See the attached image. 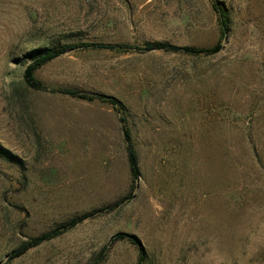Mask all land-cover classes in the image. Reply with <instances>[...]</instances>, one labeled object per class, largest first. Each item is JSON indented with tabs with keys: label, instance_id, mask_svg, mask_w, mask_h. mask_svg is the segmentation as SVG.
<instances>
[{
	"label": "rangeland",
	"instance_id": "1",
	"mask_svg": "<svg viewBox=\"0 0 264 264\" xmlns=\"http://www.w3.org/2000/svg\"><path fill=\"white\" fill-rule=\"evenodd\" d=\"M215 55L75 50L71 43L210 49L211 0H0V261L67 220L103 209L4 264H264V0H216ZM138 156L129 170L118 114ZM135 238L140 246L131 243Z\"/></svg>",
	"mask_w": 264,
	"mask_h": 264
},
{
	"label": "trees",
	"instance_id": "2",
	"mask_svg": "<svg viewBox=\"0 0 264 264\" xmlns=\"http://www.w3.org/2000/svg\"><path fill=\"white\" fill-rule=\"evenodd\" d=\"M211 1H212V7L215 10L218 17V23L221 28V36L224 37L228 26L225 10L220 4H218L216 0H211ZM222 48L223 47L221 42L217 43L215 46H213L210 49H198L188 46H177V45H172L168 42H146L141 46H130L124 44H107V43H71V44H63V45L59 44L55 47L44 48L33 51L29 61L24 66L23 80L24 83L33 90H38V91L47 90V87H45L38 80H36L34 76L35 72L43 65L59 58L62 55H65L75 50H109V51H118V52L136 51L141 53L161 51L166 53H183L189 55H199V54L215 55L219 53L222 50ZM60 92L63 93L64 95L70 96L72 98H76L78 100L89 101V102L101 101L108 103L112 106L114 111L118 114L119 122L121 125V131L125 142V150L127 154V161H128L130 174L134 180L138 179L139 178L138 156L135 151L134 145L132 143L131 133L128 127L126 126V119L123 112L125 109L122 103L118 99L104 94H95L91 92L72 90V89H64ZM131 198H132V194H129L127 198L120 200L119 202H116L103 209L94 210L92 212L67 220L66 222L56 226L52 230L45 232L39 236H36L30 239L28 242L22 244L19 248H17L16 250L12 251L9 254L8 260H13L15 258L21 257L30 249H33L45 242L58 238L59 236L65 234L66 232L74 229L76 226H78L85 220H88L101 213L110 212L111 210L117 208L118 206L123 204L125 201L130 200ZM116 238H124V236L117 235L116 237L111 238L108 244L100 252L99 259L95 262V264H100L104 260L106 254L108 253L109 248L116 241ZM130 241L132 244L138 247L140 246L139 242L135 238L131 237ZM142 261H143V253L141 251L139 253L137 264H143Z\"/></svg>",
	"mask_w": 264,
	"mask_h": 264
},
{
	"label": "water",
	"instance_id": "3",
	"mask_svg": "<svg viewBox=\"0 0 264 264\" xmlns=\"http://www.w3.org/2000/svg\"><path fill=\"white\" fill-rule=\"evenodd\" d=\"M225 41H226V36H224V38H223V40L221 42L222 47L224 46ZM138 188H139V179H136V181H135V190L134 191H137ZM7 260H8V257H5L2 261H0V264L6 263Z\"/></svg>",
	"mask_w": 264,
	"mask_h": 264
}]
</instances>
